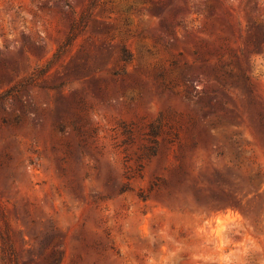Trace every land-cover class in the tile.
Returning <instances> with one entry per match:
<instances>
[{"label":"rangeland","instance_id":"374dc122","mask_svg":"<svg viewBox=\"0 0 264 264\" xmlns=\"http://www.w3.org/2000/svg\"><path fill=\"white\" fill-rule=\"evenodd\" d=\"M263 38L264 0H0V264H264Z\"/></svg>","mask_w":264,"mask_h":264},{"label":"trees","instance_id":"16d2710c","mask_svg":"<svg viewBox=\"0 0 264 264\" xmlns=\"http://www.w3.org/2000/svg\"><path fill=\"white\" fill-rule=\"evenodd\" d=\"M94 4H95V2H92V6H94ZM162 11H163V8L159 7V6H155L154 8L151 9V12L153 14L160 13ZM83 21L84 20L82 18L81 22L83 23ZM78 30H79L78 24L74 23L71 27V31H70L68 37L66 38L65 42L58 48L56 54L54 55V57H53L54 59H57L61 55H63L66 52V50L72 45L73 41L77 37V31ZM262 41L264 42V38L262 39ZM121 58H122V61L125 63H130L132 60L130 53L128 52V50L125 47H123V49H122ZM49 65H50V62L45 67L40 68L32 76L28 77L27 79H25L24 81H22L21 83H19L15 87H13L10 91H8L6 96L16 95L17 93L20 92L21 89L25 88L26 85L32 84L36 76H43L45 74V70ZM74 128L77 131V133H79V134L81 133V130L79 129V127L77 126L76 123L74 124ZM160 130H161V124L160 123L150 124L148 135L150 137V140H151L153 146L146 149L145 156H152L157 152L158 141L156 140V138L160 135ZM140 197L143 199L148 198L147 195H143V194H140Z\"/></svg>","mask_w":264,"mask_h":264}]
</instances>
